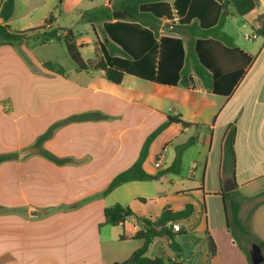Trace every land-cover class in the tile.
I'll return each mask as SVG.
<instances>
[{
    "label": "crops",
    "instance_id": "0c3cea01",
    "mask_svg": "<svg viewBox=\"0 0 264 264\" xmlns=\"http://www.w3.org/2000/svg\"><path fill=\"white\" fill-rule=\"evenodd\" d=\"M254 1L255 14L241 18L232 12L223 28L233 45L215 38L195 39V52L214 79L212 89L205 88L194 73L188 76V87L180 85L190 35L179 27H215L222 13L216 0L145 1L139 12L146 19L130 17L127 0H75L78 6L88 4L81 15L99 7L112 10L110 20L82 21L96 41H90L86 31L61 28L72 29L85 62L103 58L122 71L121 84L108 81L102 70H79L67 51L39 59L35 50L42 44L35 40L28 51L35 67L15 53L25 71L46 90V97L61 104L65 122L38 146V154L25 159L20 153L37 146L52 119L16 117L13 132H0V155H16L0 163V264H120L132 258L143 241L109 259L103 256L106 243L121 236L135 240L141 229L138 218L155 219L166 208L181 211L188 204L194 206V213L179 222L180 236H186L177 238L182 255L176 256L167 237L156 239L146 255L179 264H248L228 221L231 202L236 201L243 225L252 230L261 215L258 224L264 229V39L256 34L248 46L239 45L242 27L248 29L246 35L261 25L257 18L264 16V0ZM175 11L180 17L175 33L158 37L144 23L160 30L173 20ZM114 12L121 18H114ZM239 19L241 28H235ZM56 22L55 17V27ZM85 49L94 57L84 58ZM47 62L58 63L65 74L46 67ZM91 114L83 121L66 122ZM170 117L189 125L174 122L166 127L151 143L143 168L156 175L173 163L179 146L195 138L182 156L180 174L128 182L103 195L112 180L137 161L147 137ZM232 128L233 156L224 149ZM42 148L66 162L48 160ZM227 179L235 180L234 191L224 192ZM115 205L130 208L134 215L117 226L106 224L105 209ZM209 238L216 246L213 258ZM260 240L264 242V237Z\"/></svg>",
    "mask_w": 264,
    "mask_h": 264
},
{
    "label": "trees",
    "instance_id": "16d2710c",
    "mask_svg": "<svg viewBox=\"0 0 264 264\" xmlns=\"http://www.w3.org/2000/svg\"><path fill=\"white\" fill-rule=\"evenodd\" d=\"M145 1H154V0H127L126 10L129 13V16L134 19L144 18L147 16L139 12V8ZM158 1V0H157ZM221 3L222 13L219 19L218 24L210 29H202L199 26L192 24L188 26H181L179 28L185 29L190 35V39L187 42L186 47V59L185 64L181 72L180 85L183 87H188L190 85L188 76L191 73H194L202 81L203 85L207 89H212L214 85V79L210 72L201 64L194 48V42L196 38H215L224 41L228 45H233L232 39L223 32V28L227 23L228 19L231 17V13L237 14L241 18L253 15L256 13V3L254 0H216ZM15 9V0H10L7 3V6L3 12L4 25H0V44L1 45H14L20 44L28 39H34L40 44L44 45L50 42H57L64 45L66 51L68 52L70 58L77 65L79 70H102L105 72V77L108 81L114 84H121L124 78V73L116 68L108 66L107 62L103 58H96L85 62L82 58V55L79 50V46L76 43V36L73 33L72 29L57 28L54 26L55 16L49 15L48 18L44 21V25L38 28L26 30V31H16L12 30L11 26L8 24V21L11 19ZM83 20L90 23H100L105 20H110L112 18V10L107 7H99L93 10H89L83 13ZM153 21L156 22L155 18ZM258 21L261 23L260 27L254 29L258 37L264 39V16H258ZM146 26L152 29L156 35L159 34V29L151 23L144 22ZM38 34L33 35L34 32ZM103 33V32H102ZM46 67L51 68L58 74L64 75V69L54 62L45 63ZM91 115H84L80 117L70 118L66 122L71 121H83L89 118ZM174 122H182L179 118H169L165 123L160 125L155 131H153L146 139L143 144L139 158L137 161L127 170L119 173L110 183L108 188L103 192V195H107L117 187L122 184L132 182V181H150L154 179H159L165 174L173 173L180 174L182 170V156L184 152L195 143V138H190L185 144L181 145L177 149L176 157L173 163L159 171L156 175L148 174L144 168V161L146 160L149 152V148L154 139ZM184 126L189 124L182 122ZM59 127V124L52 126L44 135L38 138L36 145L41 146L47 139H49L55 129ZM235 137L234 128L230 129L224 139V149L226 152H229L233 156V142ZM41 154L48 160L56 163L62 164L66 162L64 159H60L57 156L53 155L45 149H41ZM16 155L5 154L0 155V163L11 160ZM231 214L228 221V229L234 235L235 240L238 241L239 237L236 236L234 231H238L237 234H240L249 245L255 243L257 244L264 256V242L257 240L256 242L252 241L250 238V230L243 225L240 217V204L236 201L231 202ZM194 213V206L192 204L186 205V207L181 211H172L169 208L163 210V212L155 219L147 218H138L141 229L137 232L134 239L142 240L143 246L137 249L134 253L136 256L135 264H179L170 259H164L162 257L151 258L148 257L147 251L150 245L160 237H167L169 240V246L171 250L180 257L182 255V248L177 241V238L182 235V230L176 232L173 229L174 224L179 223L182 220L189 219ZM134 213L130 208H123L121 205H115L105 209V219L106 224L117 226L123 224L125 220L133 216ZM120 239L125 240L124 236H121ZM239 243V242H238ZM240 247L244 250L250 264V248H243L240 244ZM209 248H210V257L213 258L216 255V246L212 238H209ZM261 264H264L261 263Z\"/></svg>",
    "mask_w": 264,
    "mask_h": 264
},
{
    "label": "rangeland",
    "instance_id": "374dc122",
    "mask_svg": "<svg viewBox=\"0 0 264 264\" xmlns=\"http://www.w3.org/2000/svg\"><path fill=\"white\" fill-rule=\"evenodd\" d=\"M24 1L26 3H24ZM74 1L75 0H17V11L10 19V26L16 31H26L28 29L40 27L45 18L52 14L57 18V28L71 27L78 33L86 31L85 36L90 41H96L95 35L89 29L87 23L82 22L83 14L81 15V12L88 9V4L81 3L78 6V4H73ZM234 27L241 28L240 19L235 22ZM247 31L248 29H244L243 27L240 30L241 35H239V45L242 47H246L252 42H248L244 39V35ZM38 33L39 31H36L33 35ZM34 42V39H30L26 44H0V104L4 105V110H0V132H13L15 128L13 121L16 117L30 121L33 120V118L36 120L50 118L52 119L51 127L59 124V127L56 129L64 125L65 121L61 119V104H59L58 101H51L48 96L46 97L44 94L46 90L42 88V85L37 83V79H33L25 71L21 61L15 56L18 54L22 57L24 63L26 62L25 64L35 67L28 52L31 50ZM63 51H66L64 45L53 42L40 45V47L35 50V54L39 59H53ZM83 54L86 59L94 57V53L88 49H85ZM39 70L40 69L38 68L35 71L36 78H38L37 75ZM5 105L10 106V111ZM192 155H189L184 159V165H188L190 156ZM261 218L263 219L261 215L260 217H257L255 221L256 225L253 226L252 230L249 229L251 232L250 238L254 242L260 240L261 237H264V229L258 224ZM234 232L236 233V236L239 237L238 242L251 249L248 242L241 237L240 234H237L238 231ZM184 237L186 236H180L178 241ZM136 247H138L137 240L125 241L116 238L113 243H106L104 245L103 256L105 259H109L112 256L119 257L123 252L133 250ZM248 264H250L249 260Z\"/></svg>",
    "mask_w": 264,
    "mask_h": 264
},
{
    "label": "water",
    "instance_id": "95a60500",
    "mask_svg": "<svg viewBox=\"0 0 264 264\" xmlns=\"http://www.w3.org/2000/svg\"><path fill=\"white\" fill-rule=\"evenodd\" d=\"M118 12H114L113 16L116 19H120L121 16H117ZM40 152V148L38 146H33L28 149H25L20 153V159H25L31 155L38 154ZM237 185L235 183L234 179H227L224 181L223 184V190L224 192H231L236 189ZM250 260L252 264H261L264 262V256L262 254L261 248L257 244H252L250 249ZM136 262V256H133L132 258L125 260L124 262L120 264H131Z\"/></svg>",
    "mask_w": 264,
    "mask_h": 264
},
{
    "label": "built area",
    "instance_id": "2783aa9c",
    "mask_svg": "<svg viewBox=\"0 0 264 264\" xmlns=\"http://www.w3.org/2000/svg\"><path fill=\"white\" fill-rule=\"evenodd\" d=\"M10 0H0V25H4L5 22H4V18H3V12L7 6V3L9 2ZM16 1V0H15ZM180 22V17L178 16L177 12L175 11L174 12V18L171 22L167 23L163 28H161L159 30V36H163V35H166V34H171V33H175L176 32V27L177 25L179 24ZM257 35L254 31H251L248 32L246 35H245V39L248 40V41H252L254 39H256ZM156 168H159L160 167V163H156L155 164ZM173 229L174 231L178 232L180 231L181 229V226L179 223H176L174 224L173 226Z\"/></svg>",
    "mask_w": 264,
    "mask_h": 264
}]
</instances>
